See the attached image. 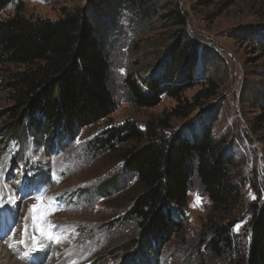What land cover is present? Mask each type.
<instances>
[{
	"label": "rangeland",
	"instance_id": "1",
	"mask_svg": "<svg viewBox=\"0 0 264 264\" xmlns=\"http://www.w3.org/2000/svg\"><path fill=\"white\" fill-rule=\"evenodd\" d=\"M101 1L14 0L0 13V21L16 11L25 18L54 21L83 9L96 24L103 22L110 31L108 84L116 103L108 118L82 129L67 144L34 145L29 134L22 142L0 138V214L12 216L6 231L1 219L5 232L0 243H9L10 264H238L249 240L252 210L264 198V0H141L137 7L117 3L105 10ZM183 34L197 47L198 60L194 84L180 95L182 101H192L204 87L217 90L187 118H171L164 134L183 131L190 137L211 123L214 137L234 160L232 177L241 199L230 216L215 224L231 225L235 249L226 261L205 250L214 224L210 201L196 177L184 207L170 210L181 228L162 241L157 253L134 248L142 232L126 218L138 194L135 177L122 169L120 155L127 145H98L110 128L130 122L143 130L175 108L177 101L166 95L155 107H135L124 79L128 74L144 79L159 75L168 47ZM14 70L0 64V80ZM7 106L9 99L1 91L0 110ZM37 196L43 197L38 216L32 212ZM36 221L46 235L35 231Z\"/></svg>",
	"mask_w": 264,
	"mask_h": 264
},
{
	"label": "trees",
	"instance_id": "2",
	"mask_svg": "<svg viewBox=\"0 0 264 264\" xmlns=\"http://www.w3.org/2000/svg\"><path fill=\"white\" fill-rule=\"evenodd\" d=\"M13 2L0 0V13ZM139 2L103 0L100 5L103 10L117 3L133 8ZM16 12L0 21V64L17 68L7 71L0 80V92L9 99V106L0 110V138L22 142L29 134L34 145L51 146L56 140L67 144L82 129L94 126L116 110L108 84L106 36L110 31L103 22L97 21V25L88 18L83 9L54 21L25 18ZM178 14L175 18L183 26L185 21ZM197 60V47L184 34L177 35L167 49L159 75L144 79L128 74L124 87L135 107H155L164 95L175 99L177 105L143 130L130 122L108 129L98 145L112 149L127 145L120 155L122 169L135 177L138 194L126 218L136 222L142 232L132 243L134 248L157 253L162 241L181 228L179 221L170 218V210L172 206L184 207L196 177L210 201L209 218L214 224L205 250L226 261L235 249L231 225L215 224L230 216L241 199L232 177L234 160L214 137L211 123L202 125L190 137L183 131L164 134L171 128V118H187L216 95L217 87L208 86L192 101H182L180 95L194 84ZM248 235L238 264H264V198L252 210Z\"/></svg>",
	"mask_w": 264,
	"mask_h": 264
},
{
	"label": "bare ground",
	"instance_id": "3",
	"mask_svg": "<svg viewBox=\"0 0 264 264\" xmlns=\"http://www.w3.org/2000/svg\"><path fill=\"white\" fill-rule=\"evenodd\" d=\"M11 217L12 216H8V215H5V216H1V214H0V224H2L1 223V219L4 221V224H5V231H6V229L9 227V222H10V219H11ZM3 227V228H4ZM3 228H1L0 227V229H3ZM20 228V227H19ZM18 228V229H19ZM61 228V227H60ZM5 231H1L0 230V234H2L3 232H5ZM18 231V230H17ZM16 231V232H17ZM60 231V230H59ZM62 231V230H61ZM56 233V232H55ZM16 234H18V233H16ZM4 246V247H3ZM1 245V243H0V259H4L2 262H1V264H10L11 263V257H12V252H9L8 250H7V247L9 246V243H6L5 245ZM26 247V246H25ZM18 249V248H17ZM42 251H43V253H44V246L42 247ZM46 251H47V249H46ZM30 252V251H29ZM3 253V256H1V254ZM17 253V252H16ZM14 263H16V264H20L19 262H14Z\"/></svg>",
	"mask_w": 264,
	"mask_h": 264
},
{
	"label": "snow or ice",
	"instance_id": "4",
	"mask_svg": "<svg viewBox=\"0 0 264 264\" xmlns=\"http://www.w3.org/2000/svg\"><path fill=\"white\" fill-rule=\"evenodd\" d=\"M36 200L37 203L32 206V212L38 216L43 205V197L37 196ZM197 200L199 201V197H197ZM34 229L36 232L40 233L41 235H46L44 225L41 222L36 221L34 223ZM33 239L35 240V236H33ZM21 243H23V241H21Z\"/></svg>",
	"mask_w": 264,
	"mask_h": 264
}]
</instances>
